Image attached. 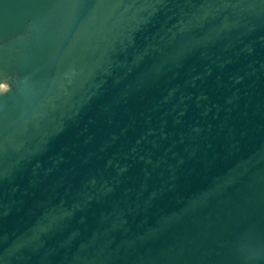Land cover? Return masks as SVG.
Here are the masks:
<instances>
[{"label":"water","instance_id":"1","mask_svg":"<svg viewBox=\"0 0 264 264\" xmlns=\"http://www.w3.org/2000/svg\"><path fill=\"white\" fill-rule=\"evenodd\" d=\"M0 264H264V0H0Z\"/></svg>","mask_w":264,"mask_h":264}]
</instances>
